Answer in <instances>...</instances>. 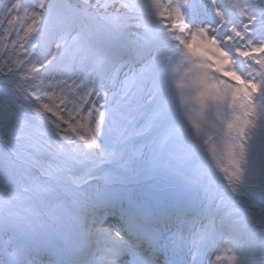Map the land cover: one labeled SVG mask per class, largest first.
<instances>
[{"label":"snow or ice","instance_id":"1","mask_svg":"<svg viewBox=\"0 0 264 264\" xmlns=\"http://www.w3.org/2000/svg\"><path fill=\"white\" fill-rule=\"evenodd\" d=\"M0 264H264V0L0 4Z\"/></svg>","mask_w":264,"mask_h":264},{"label":"rangeland","instance_id":"2","mask_svg":"<svg viewBox=\"0 0 264 264\" xmlns=\"http://www.w3.org/2000/svg\"><path fill=\"white\" fill-rule=\"evenodd\" d=\"M5 2H6V0H0V4L5 3ZM201 2L204 3L205 0H201ZM207 19H208V20H211V12H209V13L207 14ZM130 38L135 39V37H130ZM38 155H40L41 158L37 161V167H36V173H37V176L40 175L42 168H43V167H46V166L48 165V160H46V159L44 158V155L41 154V153H38ZM230 210H231V209H228V211H230ZM197 227H198V226H197Z\"/></svg>","mask_w":264,"mask_h":264}]
</instances>
